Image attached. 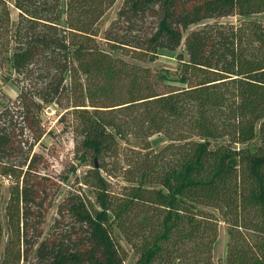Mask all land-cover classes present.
<instances>
[{
  "label": "trees",
  "instance_id": "16d2710c",
  "mask_svg": "<svg viewBox=\"0 0 264 264\" xmlns=\"http://www.w3.org/2000/svg\"><path fill=\"white\" fill-rule=\"evenodd\" d=\"M114 2L14 0V25L0 0V55L22 82L0 108V175L11 179L1 264H123L115 230L133 264H214L218 220L204 207L230 226L227 264H264V25L208 22L264 14V0H122L100 36ZM181 43L175 78L112 55L151 60ZM51 103L87 169L42 238L51 193L68 179L32 150ZM154 134L167 141L159 150Z\"/></svg>",
  "mask_w": 264,
  "mask_h": 264
},
{
  "label": "rangeland",
  "instance_id": "374dc122",
  "mask_svg": "<svg viewBox=\"0 0 264 264\" xmlns=\"http://www.w3.org/2000/svg\"><path fill=\"white\" fill-rule=\"evenodd\" d=\"M9 8L11 22L15 25L19 19V10L15 8L14 0H5ZM122 0H115V2L105 11L102 19L98 23V33L100 36L103 35V31L108 28L116 17V12L121 5ZM257 21L264 25V14H252L246 17H240L237 15H231L227 17L218 18L216 20H210L209 23L215 22L217 24H227L234 27H238L242 22ZM198 28V25L191 26L190 29ZM187 31H185V34ZM10 38V37H9ZM12 39V38H11ZM13 41V40H12ZM104 48L109 50L107 46L103 45ZM10 52L0 55V108L13 101L20 90L22 85L21 80L17 81L18 77L13 71L12 66L9 62ZM185 55L184 45H181L175 51H169L167 49H159L157 54L153 56L151 60H136L125 56L121 51L117 50L112 53L113 56L119 57L130 63H135L143 69L149 70L150 77L155 80L158 75H168V77H177L179 63L176 60V55ZM22 75H19L21 79ZM159 89L164 86L156 82ZM62 103H65V97H61ZM62 108L54 103L46 105L44 110L41 112V127L45 133L41 137L40 141L33 146V152L40 153L47 160V171L50 175H63L67 176V182L61 184V186L52 191L51 196L48 200L50 208L47 212L45 222L42 225L43 237H45L49 231L50 224L53 218L56 216V206L62 197L70 190V183L75 182L77 176L80 180L87 166L80 165L78 161L73 158V149L76 141L75 133L71 130L70 120L65 117L60 120ZM149 142L154 150H159L161 147L167 144V141L163 136L154 134L149 137ZM122 154L125 152L128 158H135V152H131V148L122 146ZM11 179L0 175V222L2 227V240L0 242V264L3 256V248L9 237V228L7 226L6 216L4 207L6 205L9 196V185ZM75 184V183H74ZM76 187V185H75ZM85 191L89 195V198L94 202V194L88 188ZM205 211L213 213L218 220L217 224V236L212 247V261L214 264H227V250L229 244V229L228 223L223 221L222 216L217 211L210 207H204ZM114 237L117 243L123 249L124 260L123 264H133L137 259V253L134 252L133 248L122 238L117 230L114 231Z\"/></svg>",
  "mask_w": 264,
  "mask_h": 264
}]
</instances>
